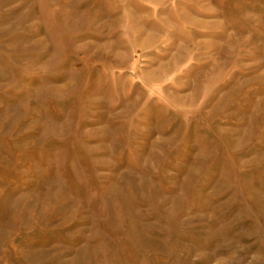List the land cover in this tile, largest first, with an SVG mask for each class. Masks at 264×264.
Listing matches in <instances>:
<instances>
[{"label": "rangeland", "instance_id": "1", "mask_svg": "<svg viewBox=\"0 0 264 264\" xmlns=\"http://www.w3.org/2000/svg\"><path fill=\"white\" fill-rule=\"evenodd\" d=\"M0 264H264V0H0Z\"/></svg>", "mask_w": 264, "mask_h": 264}]
</instances>
